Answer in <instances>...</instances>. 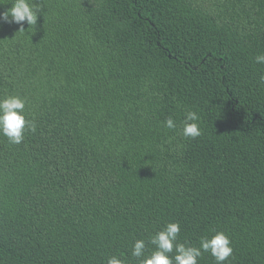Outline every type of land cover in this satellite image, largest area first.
<instances>
[{"label": "trees", "instance_id": "1", "mask_svg": "<svg viewBox=\"0 0 264 264\" xmlns=\"http://www.w3.org/2000/svg\"><path fill=\"white\" fill-rule=\"evenodd\" d=\"M35 2L34 28L0 21V98L36 126L0 135V264H139L169 222L264 264V0Z\"/></svg>", "mask_w": 264, "mask_h": 264}, {"label": "clouds", "instance_id": "2", "mask_svg": "<svg viewBox=\"0 0 264 264\" xmlns=\"http://www.w3.org/2000/svg\"><path fill=\"white\" fill-rule=\"evenodd\" d=\"M11 4L7 10L0 12V21L20 25L19 32L24 31V23L29 28L37 25L38 17L44 16V6L35 0H0V5ZM28 28V29H29ZM257 64H264V54L255 57ZM264 80V76L261 77ZM26 101L18 95H8L0 98V135L7 137L12 144L19 145L24 141L25 132L36 131L35 124L25 116ZM199 116L195 111H188L184 117L182 135L195 139L202 135ZM165 126L175 129L176 123L172 118L167 119ZM181 228L178 222L167 223L156 232L149 243L155 246L151 255H145L146 243L137 239L132 247L131 256L139 264H198V258L204 253H210L216 264H226L233 256L234 249L230 238L224 232H216L211 238L201 237L199 246H191L178 242ZM107 264H125L118 256H110Z\"/></svg>", "mask_w": 264, "mask_h": 264}]
</instances>
